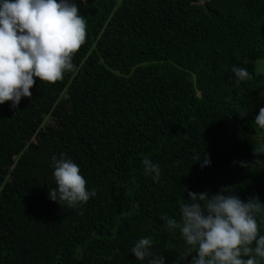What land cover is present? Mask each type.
<instances>
[{"label": "trees", "instance_id": "1", "mask_svg": "<svg viewBox=\"0 0 264 264\" xmlns=\"http://www.w3.org/2000/svg\"><path fill=\"white\" fill-rule=\"evenodd\" d=\"M77 3L86 39L74 69L0 105V264H141L131 248L144 237L166 264H191L195 250L161 216L179 222L189 193L225 188L264 203V156L248 141L264 136V0ZM233 65L252 78L235 83ZM61 154L95 189L87 204L50 199Z\"/></svg>", "mask_w": 264, "mask_h": 264}, {"label": "clouds", "instance_id": "2", "mask_svg": "<svg viewBox=\"0 0 264 264\" xmlns=\"http://www.w3.org/2000/svg\"><path fill=\"white\" fill-rule=\"evenodd\" d=\"M80 3L87 6L88 0ZM85 39L86 20L77 0H0V105L11 101L15 109L23 98H31L36 78L48 83L62 80L74 69L73 56ZM256 68L264 72L259 59ZM231 71L237 84L252 78L246 67L233 65ZM240 114L246 116L247 111ZM254 124L264 132V108ZM253 142L254 155L264 156V137L253 138ZM210 164L206 158L202 167ZM241 164L248 166L247 162ZM142 165L145 173L159 182V164L145 158ZM51 167L57 184L50 190L52 201L76 208L97 195L95 189L87 188L79 165L71 158L54 156ZM254 167H264V160L257 159ZM228 192L229 188L211 196L189 193L191 202L181 205L179 222L161 216L167 230H179L186 245L195 250L191 264H264V234L258 225L264 203L258 197L245 202ZM152 249V239L144 237L131 253L141 264H166V257L155 255Z\"/></svg>", "mask_w": 264, "mask_h": 264}, {"label": "rangeland", "instance_id": "3", "mask_svg": "<svg viewBox=\"0 0 264 264\" xmlns=\"http://www.w3.org/2000/svg\"><path fill=\"white\" fill-rule=\"evenodd\" d=\"M261 64L264 65V60L261 61ZM259 73H261L262 75H264V72L262 71H259ZM264 94V93H263ZM263 98H264V95H263ZM264 103V102H263ZM264 135V134H263ZM264 137V136H263ZM253 138H257V137H248V141H250L252 144H254L253 142ZM264 218V216H263Z\"/></svg>", "mask_w": 264, "mask_h": 264}]
</instances>
